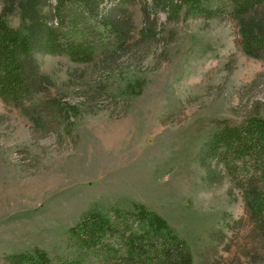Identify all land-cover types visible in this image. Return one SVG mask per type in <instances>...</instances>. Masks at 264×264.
<instances>
[{
  "label": "rangeland",
  "instance_id": "1",
  "mask_svg": "<svg viewBox=\"0 0 264 264\" xmlns=\"http://www.w3.org/2000/svg\"><path fill=\"white\" fill-rule=\"evenodd\" d=\"M127 7L132 38L115 55L90 65L38 56L53 82L31 107L38 123L0 98V264L35 249L70 262L83 214L135 202L189 243L194 264H264L242 192L200 162L223 122L264 118V60L244 52L227 16L150 11L146 22L140 1Z\"/></svg>",
  "mask_w": 264,
  "mask_h": 264
},
{
  "label": "trees",
  "instance_id": "2",
  "mask_svg": "<svg viewBox=\"0 0 264 264\" xmlns=\"http://www.w3.org/2000/svg\"><path fill=\"white\" fill-rule=\"evenodd\" d=\"M134 1L5 0L0 13V98L37 122L38 111L31 107L53 87L38 56H66L75 64L90 65L100 55H115L132 38L127 5ZM138 1L146 22L152 20L150 11H164L175 20L181 13L205 19L227 16L238 24L244 52L264 60V0ZM13 16L20 20L18 27L10 24ZM200 162L209 180L216 178V168L226 171L264 238V118L252 117L240 126L223 122L204 143ZM69 236L76 255L63 264L195 263L189 243L143 203H133L130 210L94 208L70 228ZM10 259L11 264H53L41 249Z\"/></svg>",
  "mask_w": 264,
  "mask_h": 264
}]
</instances>
